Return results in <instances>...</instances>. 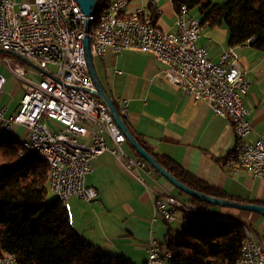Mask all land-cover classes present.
I'll list each match as a JSON object with an SVG mask.
<instances>
[{"label":"built area","instance_id":"1","mask_svg":"<svg viewBox=\"0 0 264 264\" xmlns=\"http://www.w3.org/2000/svg\"><path fill=\"white\" fill-rule=\"evenodd\" d=\"M130 1L114 0L98 20L101 31L87 33L91 56L103 58L108 49L118 55L129 50L154 55L165 66L162 81L230 120L234 142L221 164L242 168L264 181V130L255 131L247 119L243 100L251 81L234 48H227L213 62L207 49L197 45L202 26L186 7L176 13L170 29L161 30L151 23L148 12L151 8L152 17L158 16L159 0H149L147 6L125 15ZM75 6H79L75 0H0V49L21 55L39 72L38 79L28 78L24 67L0 60L23 89L17 111L9 114L2 103L6 78L0 74V131L23 127L31 151H42L53 160L49 191L59 195L64 206L69 197L87 202L97 197L85 177L92 169L91 161L105 152L138 183L144 184V176L152 171L143 158L126 151L125 136L94 94L84 53L86 33L74 17ZM136 19H145L147 28L136 27ZM253 41L250 38L246 44ZM127 108L123 101L120 112L124 115ZM45 118L59 129L50 130ZM192 211L179 197L165 194L154 200L151 222H172L181 213V223ZM246 228H251L253 241L245 239L246 250H241L237 264H264V246L251 225L246 223ZM146 251L145 264H163L166 253H161L156 238L149 239ZM0 264L17 263L13 255L1 252Z\"/></svg>","mask_w":264,"mask_h":264},{"label":"crops","instance_id":"2","mask_svg":"<svg viewBox=\"0 0 264 264\" xmlns=\"http://www.w3.org/2000/svg\"><path fill=\"white\" fill-rule=\"evenodd\" d=\"M148 1L131 0L124 14L128 15L138 6H147ZM158 10L153 24L161 30L170 29L176 21L171 1L159 0ZM190 13L192 11H189L190 17L200 19L198 13ZM197 45L207 49L211 61L218 62L222 52L231 47L226 27L202 26ZM233 48L251 81L243 100L249 112L247 119L255 131H262L264 51L250 44ZM92 60L101 86L116 102L118 109L123 101H127L124 117L128 128L154 153L168 156L189 174L223 191L232 201L264 205L263 180L242 168L234 169L221 164L234 142L230 120L214 114L206 103L195 101L162 81L165 67L162 61L151 53L129 50L118 55L111 49L103 58L92 57ZM13 93L15 95L16 92ZM19 102L2 95V103L8 107L9 114L17 111ZM20 132L22 138L24 128L15 126L9 135L18 137ZM125 149L130 155L137 156L127 143ZM91 166L85 183L96 190L97 197L89 202L77 197L66 200L65 208L71 226L105 252L124 255L134 264H145L149 239L156 238L161 243L168 233L174 235L182 227L181 213L172 222L166 223L161 219L151 222L154 200L165 194L177 195L176 189L154 169L144 176V184L134 181L108 152L95 157ZM222 208H211V211L225 220L235 219L251 225L264 246L262 216ZM163 264H167L166 260Z\"/></svg>","mask_w":264,"mask_h":264},{"label":"trees","instance_id":"3","mask_svg":"<svg viewBox=\"0 0 264 264\" xmlns=\"http://www.w3.org/2000/svg\"><path fill=\"white\" fill-rule=\"evenodd\" d=\"M113 1L97 0L96 16L99 17ZM170 1L176 13L183 6L188 13L196 9L201 26H225L229 46L245 45L254 38L251 46L264 51V0ZM148 12L153 24V10L150 8ZM111 101L127 126L116 102ZM134 138L188 188L214 198L233 200L183 170L168 156L154 153L139 136ZM21 151L19 137L9 134L0 137V253L13 255L17 264H134L124 255L105 252L77 233L70 224L67 209L49 191L48 164ZM176 191L175 196L203 216L192 226H182L174 235L168 233L160 243L161 253L169 254L166 263L237 264L245 237L240 221L220 220L215 217L218 214L211 211L212 205Z\"/></svg>","mask_w":264,"mask_h":264},{"label":"water","instance_id":"4","mask_svg":"<svg viewBox=\"0 0 264 264\" xmlns=\"http://www.w3.org/2000/svg\"><path fill=\"white\" fill-rule=\"evenodd\" d=\"M77 4L80 7V10L85 15H90L96 11L97 8V0H75ZM90 22L86 21L84 26V31L86 33L83 45H84V53H85V59L88 66V71L91 77V80L94 85V94L101 99L105 105L107 106L110 114L112 115L114 122L120 129V131L123 133L127 140V144L130 146L131 149L134 150L135 154L138 157L143 158L148 165L154 169L161 177H163L171 186H173L175 189H177L179 192L192 197L196 198L200 201L207 202L210 205H217V206H223V207H229L234 208L240 211H248L252 213H256L264 218V206L254 204V203H238L236 201L227 200V199H221V198H214L205 194H202L200 192H197L195 190H192L191 188H188L181 182H179L177 179H175L170 173H168L156 160L153 156H151L149 153H147L141 145L137 142V140L134 138L132 133L127 128L123 118L119 115L117 109L113 105V102L111 101L108 94L104 91L103 87L101 86V83L99 81V78L95 72L92 56L90 53L89 48V38H88V31H89ZM0 51H3L0 49ZM6 52V51H4ZM10 55L15 56L16 58L20 59L21 61H24L25 63L31 65L34 67V65L27 60L26 58L22 57L19 54L13 53V52H7Z\"/></svg>","mask_w":264,"mask_h":264},{"label":"bare ground","instance_id":"5","mask_svg":"<svg viewBox=\"0 0 264 264\" xmlns=\"http://www.w3.org/2000/svg\"><path fill=\"white\" fill-rule=\"evenodd\" d=\"M74 17L75 19H80L81 27L84 30L85 22L89 21L90 26H89V31L90 33H99L101 31V24H98V20L102 19V14H100L99 17L96 16V12L90 14V15H85L81 12L79 6H75L74 10ZM93 23L92 27L91 24ZM136 27L140 28H147V21L145 19H136ZM12 131H0V137L2 135H8ZM21 148L23 149L24 153L26 152L28 157H35L39 160H42L46 162L49 166V176H48V188H51L52 185V175L54 173V162L53 160L44 154L42 151H31V140H27L25 137L21 140ZM21 151V152H23ZM56 199L59 200V195H53ZM202 212H197V211H192L187 213V220H184L181 222V226L184 225H191L195 222L200 221ZM216 215L215 217H217ZM241 224L242 229L244 231L245 237L243 242L246 241H253V233L251 232V228H246V223L239 222ZM241 250H246V243H242ZM169 257V254L166 253V258Z\"/></svg>","mask_w":264,"mask_h":264},{"label":"rangeland","instance_id":"6","mask_svg":"<svg viewBox=\"0 0 264 264\" xmlns=\"http://www.w3.org/2000/svg\"><path fill=\"white\" fill-rule=\"evenodd\" d=\"M215 1L222 2V0H215ZM195 12L198 13L197 10L195 9V10H192V13H190V14H195ZM1 59H4V60L9 59L13 65H18V66L24 67L25 70L27 71L26 77L32 78V79H38L39 78V72H38V70L35 69V67L25 63L24 61H21L20 59L16 58L15 56L10 55L7 52L0 51V60ZM0 74L6 78V83L3 86V93H4L3 95L7 99L14 98L17 101H19L22 94H23V90L21 89V82L18 79L14 78V76H12L10 74L8 68L4 65H0ZM14 91L16 92L15 95L13 93ZM45 122L47 123L50 130L56 131L59 129V126H56L55 124H53L49 119L45 118ZM21 133L22 132H20L18 135L20 140L23 139V137L21 138ZM133 154L135 155V153H133ZM211 208L217 209V210L223 209L222 207L215 206V205H212ZM224 208H226V207H224ZM218 218L220 220H225L223 218V216H218Z\"/></svg>","mask_w":264,"mask_h":264}]
</instances>
